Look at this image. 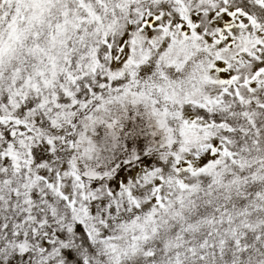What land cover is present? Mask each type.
<instances>
[{"label":"snow or ice","instance_id":"obj_1","mask_svg":"<svg viewBox=\"0 0 264 264\" xmlns=\"http://www.w3.org/2000/svg\"><path fill=\"white\" fill-rule=\"evenodd\" d=\"M0 264H264V0H0Z\"/></svg>","mask_w":264,"mask_h":264}]
</instances>
